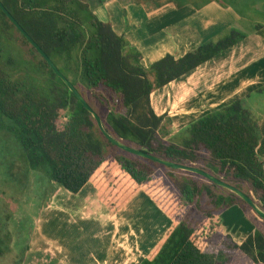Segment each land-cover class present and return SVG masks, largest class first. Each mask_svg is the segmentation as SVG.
<instances>
[{"label":"trees","instance_id":"16d2710c","mask_svg":"<svg viewBox=\"0 0 264 264\" xmlns=\"http://www.w3.org/2000/svg\"><path fill=\"white\" fill-rule=\"evenodd\" d=\"M0 1L113 138L157 158L200 169L241 190L264 211V160L257 154L260 118L245 99L232 102L240 88L238 79L211 98V108L226 106L204 112L172 137L163 124L166 114L157 115L151 105L155 90L188 75L244 35L230 31L181 58L166 54L145 67L141 51L110 22L100 20L84 0ZM129 1L151 8L165 2ZM256 92L264 93V86ZM0 131L13 135L29 166L45 169L56 185L75 195L93 185L111 214L144 191L173 222L144 264H264V220L244 200L203 176L112 144L1 9ZM204 197L211 208H204ZM234 206L254 226L241 243L226 233L221 219ZM193 214L200 219L192 223Z\"/></svg>","mask_w":264,"mask_h":264},{"label":"rangeland","instance_id":"374dc122","mask_svg":"<svg viewBox=\"0 0 264 264\" xmlns=\"http://www.w3.org/2000/svg\"><path fill=\"white\" fill-rule=\"evenodd\" d=\"M84 1L91 8L97 6V0ZM151 18H159V15ZM146 43L148 46L142 47V53L152 60L160 58L171 48L158 36L151 37ZM245 47L242 45L224 51L197 68L187 82L185 77L179 80L185 83L176 87L172 83L151 94V105L155 113L159 116L166 114L163 124L169 136L179 133L202 117L204 112L197 109V100L206 99L210 107H213L211 98L227 90L225 87H230L233 79L240 77L242 83L237 90V97L249 90L253 80L246 76L255 70L251 65L257 56L254 58ZM191 48V45L188 46V49ZM170 51L176 58L185 54V49ZM143 57V65H149L152 60H147L145 55ZM183 90H190L188 97L175 104ZM96 191L92 185H87L83 192L74 195L51 182L45 169H32L29 166L14 136L0 131V253L3 255L0 264H44L42 258L51 264H109L102 259L97 261L92 247L95 235L99 237L104 229V217L100 212L104 209L108 211L99 201ZM62 197L74 210L67 209L69 212L59 215L62 209L55 206H58L57 200ZM203 206L211 208L208 198L204 197ZM46 216H49L48 225ZM198 218L197 214H193L190 222ZM222 221L227 229L233 231L248 232L254 229L238 206L224 211ZM37 225L42 226L39 233L35 232ZM47 260L44 261L46 264Z\"/></svg>","mask_w":264,"mask_h":264},{"label":"crops","instance_id":"0c3cea01","mask_svg":"<svg viewBox=\"0 0 264 264\" xmlns=\"http://www.w3.org/2000/svg\"><path fill=\"white\" fill-rule=\"evenodd\" d=\"M105 1L104 4L100 5V0H97V6L92 8L94 13H97L99 19L104 22L111 21L115 32L119 35H125L132 46L140 50L141 53L143 52L142 47H147V40L153 36H158L171 47L163 56L152 60L149 65L166 54H171V49L177 51H184L185 49L184 53L186 54L207 42L228 36L230 31H237L244 35L243 40L226 51L245 45L249 54L253 55L254 58L257 56L251 65L255 70L246 76V78L253 80L249 90L239 97L236 94L238 92H234L232 96L236 98L232 102L245 99L247 107L258 114L260 119L258 121L259 144L257 154L264 160V93L256 92L264 86V0H165L160 8H151L145 3L134 4L129 0ZM124 10L127 12V19L124 17ZM157 14L159 18H151ZM127 25L129 26L128 29ZM190 45L192 48L188 49ZM142 54L144 56V53ZM196 69L182 77L181 80L186 77L185 82H187L194 76ZM179 80L170 84L173 83L176 87L185 83L184 81L179 82ZM238 80L241 83L240 77ZM189 92L190 90H183L177 96L175 104L184 101ZM196 104L197 109L205 113L226 106L221 105L215 109H210V104L206 99H199ZM96 195L98 197L97 191ZM66 201L63 197L61 200H57L58 206L55 207L62 209L59 210L61 212L59 215L74 210L72 205L66 204ZM100 213L104 217V229L99 237L96 238L95 235L92 247L97 255V261L102 259L103 262L108 261L109 264H144L154 248L173 226L172 220L144 191L138 192L115 214H111L109 210L105 209ZM46 218L48 225L49 216ZM41 229L42 226L37 225L35 232L39 233ZM46 231L51 233L47 229ZM252 231L240 232L226 228V233L231 234L238 243H241ZM48 242L52 243L51 240ZM2 256L0 253V257ZM42 260L46 264L47 259L42 258ZM47 263L51 264L48 260Z\"/></svg>","mask_w":264,"mask_h":264},{"label":"water","instance_id":"95a60500","mask_svg":"<svg viewBox=\"0 0 264 264\" xmlns=\"http://www.w3.org/2000/svg\"><path fill=\"white\" fill-rule=\"evenodd\" d=\"M0 9L4 12V14L7 16V18L13 23V25L16 27V29L19 31V33L24 36L28 42L31 44V46L37 51V53L48 63V65L51 67V69L56 73V75L64 82V84L68 87V89L77 97L79 102L84 106V108L93 116V118L96 120L98 128L100 129L101 133L104 135V137L109 140L112 144L116 145L120 149L152 160L154 162H157L163 166L181 170V171H188L195 174H198L200 176H203L210 180L211 182L215 183L218 186H221L233 193H235L237 196H239L242 200H244L263 220H264V211L259 208V206L245 193H243L241 190L220 181L219 179L215 178L214 176L196 168H190L182 165H178L176 163H172L160 158H157L155 156H152L148 153H146L143 150H137L131 147H128L121 142L117 141L115 138H113L104 128L101 118L98 116V114L90 107V105L87 103V101L83 98V96L80 94V92L75 88V86L60 72L58 67L54 64V62L50 59V57L47 55V53L29 36V34L23 29V27L18 23V21L10 14V12L5 8V6L0 1Z\"/></svg>","mask_w":264,"mask_h":264}]
</instances>
